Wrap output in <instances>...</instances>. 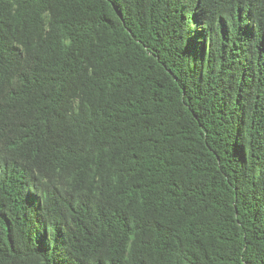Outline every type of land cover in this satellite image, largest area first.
I'll return each instance as SVG.
<instances>
[{"label":"trees","instance_id":"obj_1","mask_svg":"<svg viewBox=\"0 0 264 264\" xmlns=\"http://www.w3.org/2000/svg\"><path fill=\"white\" fill-rule=\"evenodd\" d=\"M0 264H264V0H0Z\"/></svg>","mask_w":264,"mask_h":264}]
</instances>
